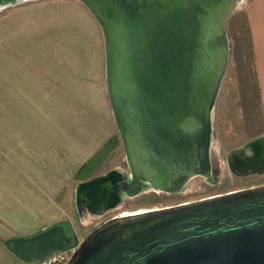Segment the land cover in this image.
Returning a JSON list of instances; mask_svg holds the SVG:
<instances>
[{
	"label": "water",
	"instance_id": "1",
	"mask_svg": "<svg viewBox=\"0 0 264 264\" xmlns=\"http://www.w3.org/2000/svg\"><path fill=\"white\" fill-rule=\"evenodd\" d=\"M21 1L0 0V10ZM82 1L103 31L106 86L128 170L80 181L78 206L84 200L101 213L124 194L181 192L195 176L212 175L213 111L230 59L227 22L241 0ZM69 241L54 224L5 244L29 261ZM66 264H264V183L127 209L95 226Z\"/></svg>",
	"mask_w": 264,
	"mask_h": 264
},
{
	"label": "crops",
	"instance_id": "2",
	"mask_svg": "<svg viewBox=\"0 0 264 264\" xmlns=\"http://www.w3.org/2000/svg\"><path fill=\"white\" fill-rule=\"evenodd\" d=\"M243 13L264 108V0H246ZM117 131L103 31L88 6L24 0L2 8L0 264H29L5 240L56 224L74 170Z\"/></svg>",
	"mask_w": 264,
	"mask_h": 264
},
{
	"label": "rangeland",
	"instance_id": "3",
	"mask_svg": "<svg viewBox=\"0 0 264 264\" xmlns=\"http://www.w3.org/2000/svg\"><path fill=\"white\" fill-rule=\"evenodd\" d=\"M245 2L246 0H241L240 6L227 22L230 59L213 111V180L195 176L181 192L147 189L136 195L124 194L120 204L101 213L90 211L84 200H81L78 206L76 186L80 181L117 167L128 170L125 164V149L118 130L87 160L93 159L89 172L86 174V171L81 170L82 165L74 170L71 180L58 196L63 211L56 224L63 226L72 237V242L75 241V245L67 248L70 256L73 249L95 226L127 209L163 207L264 183V167L259 170L241 171L234 169L230 161V156L236 148L244 147L256 138L264 136V108L258 93L253 58L247 39L248 31L242 12ZM247 151L250 150L244 151V155ZM31 260L36 261L37 258Z\"/></svg>",
	"mask_w": 264,
	"mask_h": 264
},
{
	"label": "bare ground",
	"instance_id": "4",
	"mask_svg": "<svg viewBox=\"0 0 264 264\" xmlns=\"http://www.w3.org/2000/svg\"><path fill=\"white\" fill-rule=\"evenodd\" d=\"M254 143H248L246 146L247 154L242 156L241 153H236L235 158L232 160V165L238 168L261 169L264 167V136L259 137ZM207 179L212 181L213 176H207ZM185 189V187H184Z\"/></svg>",
	"mask_w": 264,
	"mask_h": 264
},
{
	"label": "built area",
	"instance_id": "5",
	"mask_svg": "<svg viewBox=\"0 0 264 264\" xmlns=\"http://www.w3.org/2000/svg\"><path fill=\"white\" fill-rule=\"evenodd\" d=\"M67 248L53 250L37 258L36 261L29 260L28 262L29 264H66L70 258Z\"/></svg>",
	"mask_w": 264,
	"mask_h": 264
},
{
	"label": "trees",
	"instance_id": "6",
	"mask_svg": "<svg viewBox=\"0 0 264 264\" xmlns=\"http://www.w3.org/2000/svg\"><path fill=\"white\" fill-rule=\"evenodd\" d=\"M243 12V11H242ZM248 29V28H247ZM247 39H248V45L250 47V50H251V55H252V58H253V66H254V56H253V50H252V43H251V35H250V31L248 29V34H247ZM92 161L93 159H90L89 161H87L86 163H84L82 165V169L81 170H84L86 171V174L89 172V170L92 168ZM75 245V241H73L70 246H73Z\"/></svg>",
	"mask_w": 264,
	"mask_h": 264
},
{
	"label": "flooded vegetation",
	"instance_id": "7",
	"mask_svg": "<svg viewBox=\"0 0 264 264\" xmlns=\"http://www.w3.org/2000/svg\"><path fill=\"white\" fill-rule=\"evenodd\" d=\"M152 190V189H151ZM155 191V190H154ZM69 244L72 243V237L70 236V241L68 242ZM70 246V245H69ZM68 246H66L65 248H67Z\"/></svg>",
	"mask_w": 264,
	"mask_h": 264
}]
</instances>
